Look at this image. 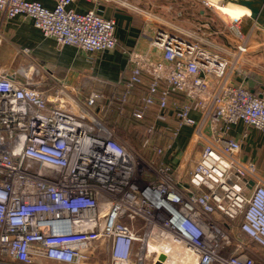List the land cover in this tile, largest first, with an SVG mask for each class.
Segmentation results:
<instances>
[{"label":"built area","instance_id":"1","mask_svg":"<svg viewBox=\"0 0 264 264\" xmlns=\"http://www.w3.org/2000/svg\"><path fill=\"white\" fill-rule=\"evenodd\" d=\"M75 1L57 0L50 10L0 0V13L30 20L60 47L114 50L115 21L76 13ZM208 25L211 37L220 33ZM250 35L237 28L241 43L227 52L200 28L187 35L157 29L149 45L159 60L128 53L129 74L110 107L143 124L142 156L91 114L98 92L82 103L64 84L48 93L24 73L0 70V264H86L102 243L110 264H143L149 243L182 246L195 264H256L244 238L264 249V185L255 164L240 160L241 143L225 137L238 123L264 134V97L233 82ZM167 110L173 128L163 134L156 124ZM184 128H193L200 147L186 183L172 164ZM154 254L151 264H162Z\"/></svg>","mask_w":264,"mask_h":264},{"label":"crops","instance_id":"2","mask_svg":"<svg viewBox=\"0 0 264 264\" xmlns=\"http://www.w3.org/2000/svg\"><path fill=\"white\" fill-rule=\"evenodd\" d=\"M27 1L38 2L51 10L57 0ZM197 1L201 3L199 0ZM125 3L126 6L122 7L115 1L109 0H76L70 6L76 13L94 10L103 18L115 21L116 47L112 51L100 54H87L69 46L60 47L54 40L44 38L33 27L30 20L21 16L7 20L0 13V70H5L11 75H18L19 78L24 73L30 77L31 82L39 84V88L48 93L52 92L57 83L64 84L74 90L72 97L82 103L91 93L98 92L101 94V101H104V105L110 107L121 84L129 74L128 53L135 52L151 60H159L160 53L149 45L157 29L186 35L198 29L184 30L173 22L174 16L168 15L166 12L161 16L154 14L152 8L138 7V9V4L133 0H125ZM197 24L206 38L214 45L219 46L211 39L210 30L205 29V24L209 23ZM212 27L215 31H220L219 26ZM249 27L248 33L251 32V35L258 29L254 27L253 22ZM261 47L263 46L261 45ZM249 53L241 57V72L235 74L233 82L242 84L264 97V61L262 60L264 55ZM135 94L139 95V91ZM177 99L182 98L178 96ZM153 111L157 110L154 108ZM95 112L97 113V110ZM162 115L164 119L157 121L156 124L158 132L168 134L173 128L172 111L167 110L162 112ZM153 117L154 113L147 119L152 121ZM193 117L197 122L200 121V115L197 112H193ZM203 131H208L207 124L204 125ZM192 132L193 128L182 129L176 143L178 160L172 161L173 166L179 164V158L183 154L188 156L191 152ZM225 137L241 143L240 160L255 164L258 179L264 185V134L238 123ZM244 243L256 264H264V249L248 242L245 238ZM105 254L108 256L107 262L103 259ZM34 264L59 263L38 260ZM86 264H110L106 245L100 244Z\"/></svg>","mask_w":264,"mask_h":264},{"label":"rangeland","instance_id":"3","mask_svg":"<svg viewBox=\"0 0 264 264\" xmlns=\"http://www.w3.org/2000/svg\"><path fill=\"white\" fill-rule=\"evenodd\" d=\"M133 2L138 4L137 8H152L154 14H160L163 16V13L166 12V14L174 16L175 20H173V22H175L178 27L184 30H193V28H199L197 23L202 22L209 23V27L219 26L220 33L214 35L211 37V39L219 46L227 49V52H234L236 46L241 43L238 37H235L237 28L242 32V34L245 35H247L250 30L249 24L245 20V16L240 19L239 23L234 25V23H232L233 19L223 15L215 8L216 6H205L199 3L197 0H133ZM133 9L136 8L133 7ZM257 28L258 29L255 30V33L250 35L248 41V48L250 50H248L245 55H247L249 52V54L264 55V31L259 27ZM261 45L263 47H261ZM262 60L264 61V59ZM96 110L97 113L95 112ZM90 112L98 121H101L105 125L112 128L118 140L124 146H126L128 150H132L138 155L142 156L140 151V139L143 133V124L132 122L127 117V114L118 115L111 107H106L104 105V101L98 102ZM190 142L192 144L191 152L188 154V156L181 154L182 156L180 157L181 159L179 158V164L174 166V175L180 176V182L182 183L187 182L191 167L197 162L200 153V147L193 143L192 136ZM143 157L148 160L151 158L155 160V157L149 155L148 153H146V155ZM237 225L238 223L233 225L235 233L239 232V230H236L238 228ZM229 252L230 249H226L225 254ZM107 258L108 256L105 254L103 259L106 262ZM153 258H155L154 253H152L150 257L144 258L143 264H151Z\"/></svg>","mask_w":264,"mask_h":264},{"label":"bare ground","instance_id":"4","mask_svg":"<svg viewBox=\"0 0 264 264\" xmlns=\"http://www.w3.org/2000/svg\"><path fill=\"white\" fill-rule=\"evenodd\" d=\"M215 6V5H214ZM218 11H220L223 15L239 21L244 17V13L237 11V10H231L224 7H215ZM157 252V260L164 263H169L168 261L164 262V259L161 257V254H168V258L171 259L169 264H195L196 259L195 257L190 254L184 247L182 246H168L165 244H154L149 243L148 249H147V256L150 257L152 253ZM149 259V258H148Z\"/></svg>","mask_w":264,"mask_h":264},{"label":"water","instance_id":"5","mask_svg":"<svg viewBox=\"0 0 264 264\" xmlns=\"http://www.w3.org/2000/svg\"><path fill=\"white\" fill-rule=\"evenodd\" d=\"M215 6L237 10L251 20L254 25L264 30V0H202ZM252 186V182L250 183Z\"/></svg>","mask_w":264,"mask_h":264},{"label":"trees","instance_id":"6","mask_svg":"<svg viewBox=\"0 0 264 264\" xmlns=\"http://www.w3.org/2000/svg\"><path fill=\"white\" fill-rule=\"evenodd\" d=\"M245 20L247 21V23L250 25L252 23L251 20H249L248 18H245Z\"/></svg>","mask_w":264,"mask_h":264}]
</instances>
